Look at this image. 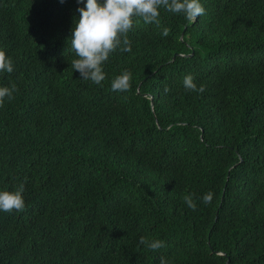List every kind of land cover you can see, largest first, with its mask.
<instances>
[{"label": "trees", "instance_id": "trees-1", "mask_svg": "<svg viewBox=\"0 0 264 264\" xmlns=\"http://www.w3.org/2000/svg\"><path fill=\"white\" fill-rule=\"evenodd\" d=\"M86 2L0 0V87L17 88L0 191L25 184V209L0 211V264H264V0H200L195 21L161 9L101 85L71 67ZM124 70L131 89L113 91Z\"/></svg>", "mask_w": 264, "mask_h": 264}, {"label": "clouds", "instance_id": "clouds-1", "mask_svg": "<svg viewBox=\"0 0 264 264\" xmlns=\"http://www.w3.org/2000/svg\"><path fill=\"white\" fill-rule=\"evenodd\" d=\"M64 0H61L63 3ZM82 2V0H77ZM164 9L173 14H183L189 21H195L205 14V8L200 0H87L85 7L79 8V20L71 36V49L75 53V59L71 67L78 71L83 80H90L96 85L106 79L104 64L110 55L119 49L122 52H131V42L128 33L134 25L142 20L145 24L155 23L160 25V10ZM170 29L164 28L162 35L168 36ZM14 71L13 60L6 54V50L0 48V72L12 73ZM132 73L124 70L111 81L113 91H128L131 89ZM183 84L190 92L203 93L205 87L194 82V76L188 74L184 77ZM17 91L16 85L0 87V106L5 98L13 99V93ZM170 91L167 87L164 92ZM25 184L21 183L14 190L0 191V211L12 213L22 212L25 209L24 193ZM213 193L203 195L202 202L210 204ZM195 194H188L183 200L188 208L195 211L197 208ZM139 243L150 251H157L166 246L161 239L149 240L140 237ZM160 264H169L161 257Z\"/></svg>", "mask_w": 264, "mask_h": 264}]
</instances>
